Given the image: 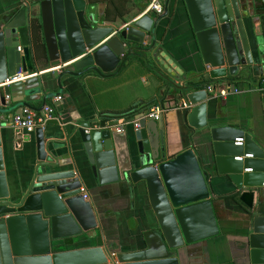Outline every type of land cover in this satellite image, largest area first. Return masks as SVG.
Listing matches in <instances>:
<instances>
[{"label":"water","instance_id":"obj_1","mask_svg":"<svg viewBox=\"0 0 264 264\" xmlns=\"http://www.w3.org/2000/svg\"><path fill=\"white\" fill-rule=\"evenodd\" d=\"M183 1L203 59L199 74L191 77L161 50L154 35L168 7L159 19L148 11L119 26L100 24L87 0H32L2 16L0 84L19 72L39 71L32 41L34 19L42 25L46 61L59 68V87L66 77L92 81L116 75L134 58L161 75L152 64L157 61L171 75L164 79L180 105L187 104L185 123L194 132L207 129L210 134L214 163L206 169L194 146L168 157L162 117L145 116L150 108L146 107L136 118L132 116L136 110L126 113L129 120H138L139 127L129 122L121 131L119 118H108L114 113L83 123L67 121L65 131L84 156V164L75 170L54 153L63 145L55 139L61 136L48 130L60 124L51 118L35 129L36 160L13 192L0 136V264H181L182 248L221 234L210 185L214 171L228 176L237 201L245 207L247 263L264 264V211L256 205L264 188V138L229 125L210 127L207 116L215 92L222 85L235 87L255 63L249 28L264 15V0ZM46 89L37 73L0 86V95L4 102L7 96L12 98L21 110L42 112ZM41 99V106L33 105ZM238 138H243V145L236 144ZM26 139L30 141V133ZM244 151L253 152L252 160L237 161L236 155ZM249 168L252 171H246ZM85 181L95 186L125 183L132 195L147 199L155 224L118 251L87 245L99 227L100 212L81 190Z\"/></svg>","mask_w":264,"mask_h":264},{"label":"crops","instance_id":"obj_2","mask_svg":"<svg viewBox=\"0 0 264 264\" xmlns=\"http://www.w3.org/2000/svg\"><path fill=\"white\" fill-rule=\"evenodd\" d=\"M31 1L0 0V21L8 11H14L19 6L30 4ZM87 1L92 3L93 12L102 25H125L148 11L154 19L160 17L154 10H147L149 0ZM162 4L164 9L168 7V14L159 19L154 31L158 45L177 62L188 77L199 74L203 59L194 39L185 2L162 0ZM108 10L111 11V18L106 19L105 14ZM263 17L264 15L257 19L256 25L249 28L255 63L245 69L246 72L239 78L235 87L222 85L209 100L207 116L210 127L229 125L264 138V93L259 90L264 77ZM37 63L39 66L37 73L42 75L47 87L46 106L55 108L54 118L60 121L59 125L48 126L50 128L48 130H55L57 136H61L55 139L63 146L54 153L57 158L68 162L67 167L77 170L84 164V156L78 151L80 147L78 142L75 138L70 139L65 131L67 121L83 123L100 117L101 113H114V116L108 118H119L121 121L123 118L128 119L126 113L130 109L135 108L136 112L132 116L136 118L135 115L141 109L150 105L165 109L161 117L168 157H174L194 146L204 167L206 169L212 167L214 155L211 151L210 134L207 129L194 132L185 123V108L180 105L174 88L164 79L170 78L171 75L157 61H152V64L162 72L161 75L149 68L141 59L134 58L116 75L106 78L95 77L92 81L66 77L62 87H59L57 82L59 68L51 67L46 59H38ZM37 73L28 75L31 77ZM57 96H62V99L56 100ZM41 104L42 99L33 102L36 107ZM22 111L20 104L12 98H6L4 102L0 95V118L4 122L0 128V136L8 183L13 192L17 190L19 181L30 163L36 160L35 131L30 133V141L27 142L28 134L25 131L18 132L11 126L12 117ZM132 128V125H129V130H133ZM243 153L253 152H240L236 157ZM213 173L210 185L213 189L214 208L221 234L215 238L186 245L180 251L181 264H248L244 257L248 228L245 207L234 196L233 191L236 187L228 176L215 171ZM82 187L100 212L99 227L92 232L93 236L86 242L87 245L102 244L106 249L118 251L122 247L133 245L145 229L155 224V217L147 199L132 195L125 183L114 182L95 186L91 181H85ZM255 199L259 197L256 195ZM256 205H260L264 211V188L262 199L258 200Z\"/></svg>","mask_w":264,"mask_h":264},{"label":"built area","instance_id":"obj_3","mask_svg":"<svg viewBox=\"0 0 264 264\" xmlns=\"http://www.w3.org/2000/svg\"><path fill=\"white\" fill-rule=\"evenodd\" d=\"M150 3L147 7V10H154L156 13L161 14L164 11V5L162 4V0H149ZM19 50H22L21 47H19ZM30 75L25 74L23 72H19L13 76H9L0 86H6L10 85L14 82L24 80ZM210 90H212V87H210ZM259 90L264 93V77L261 80V84L259 86ZM7 98H10L7 96ZM62 96H57L56 100H61ZM183 107H187V104H183ZM165 111L164 108L153 106L149 108V112L145 116H150L155 119L161 118L163 112ZM54 112L55 108L52 106H46L42 112H36L34 110H31L29 108H24L22 113L15 114L11 119V126L16 129L18 132H26L32 133L35 131V129L39 126H44L46 122L54 118ZM129 122H133L136 127H139L138 120H129L126 118L121 119L120 125L117 127L118 131H121L124 129L125 125ZM4 125V122L2 118H0V128ZM236 144L243 145V138L236 139ZM253 158L252 153H245L244 155L237 156L236 159L239 161H244L245 159ZM246 171H252L251 168L246 169ZM83 192L86 193V190L84 187L81 188ZM85 197H87V194H85Z\"/></svg>","mask_w":264,"mask_h":264},{"label":"trees","instance_id":"obj_4","mask_svg":"<svg viewBox=\"0 0 264 264\" xmlns=\"http://www.w3.org/2000/svg\"><path fill=\"white\" fill-rule=\"evenodd\" d=\"M110 12L111 11H109V10L106 11V14H105L106 19L111 18ZM263 29H264V17H263ZM32 37H33L32 41H33V45H34V49H35V52L37 54V57L40 60L46 59L47 53H46V45H45L43 34H42V25L38 19H34L32 22ZM131 110H133V108L130 109V111ZM134 110H135V108H134ZM127 114H129V113H127ZM234 196H236V195H234Z\"/></svg>","mask_w":264,"mask_h":264}]
</instances>
